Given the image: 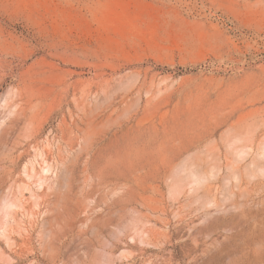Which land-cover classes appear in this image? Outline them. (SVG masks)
<instances>
[{"label": "rangeland", "instance_id": "374dc122", "mask_svg": "<svg viewBox=\"0 0 264 264\" xmlns=\"http://www.w3.org/2000/svg\"><path fill=\"white\" fill-rule=\"evenodd\" d=\"M0 264H264V0H0Z\"/></svg>", "mask_w": 264, "mask_h": 264}]
</instances>
